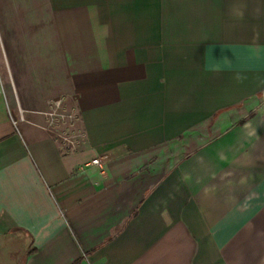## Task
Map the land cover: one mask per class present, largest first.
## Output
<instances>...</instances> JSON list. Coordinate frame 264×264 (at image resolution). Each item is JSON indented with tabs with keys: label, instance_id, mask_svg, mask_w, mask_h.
<instances>
[{
	"label": "crops",
	"instance_id": "0c3cea01",
	"mask_svg": "<svg viewBox=\"0 0 264 264\" xmlns=\"http://www.w3.org/2000/svg\"><path fill=\"white\" fill-rule=\"evenodd\" d=\"M0 264H264V0H0Z\"/></svg>",
	"mask_w": 264,
	"mask_h": 264
},
{
	"label": "built area",
	"instance_id": "2783aa9c",
	"mask_svg": "<svg viewBox=\"0 0 264 264\" xmlns=\"http://www.w3.org/2000/svg\"><path fill=\"white\" fill-rule=\"evenodd\" d=\"M57 105H58V103H57ZM51 115H52V117H54V116H61V117H64V116H65V114H63V113H58L56 110L53 111V112L51 113ZM90 163L93 164V165H95V166H97V167H99V168H102V167H103L102 159H101V158H98V157L92 159V160L90 161Z\"/></svg>",
	"mask_w": 264,
	"mask_h": 264
},
{
	"label": "rangeland",
	"instance_id": "374dc122",
	"mask_svg": "<svg viewBox=\"0 0 264 264\" xmlns=\"http://www.w3.org/2000/svg\"><path fill=\"white\" fill-rule=\"evenodd\" d=\"M61 119V118H60ZM63 119V118H62Z\"/></svg>",
	"mask_w": 264,
	"mask_h": 264
}]
</instances>
